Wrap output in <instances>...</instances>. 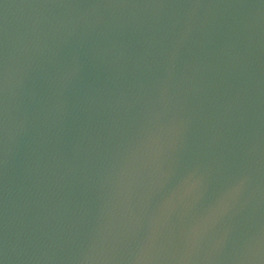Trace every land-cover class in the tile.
Listing matches in <instances>:
<instances>
[{"label":"water","instance_id":"water-1","mask_svg":"<svg viewBox=\"0 0 264 264\" xmlns=\"http://www.w3.org/2000/svg\"><path fill=\"white\" fill-rule=\"evenodd\" d=\"M0 264H264V0H0Z\"/></svg>","mask_w":264,"mask_h":264}]
</instances>
